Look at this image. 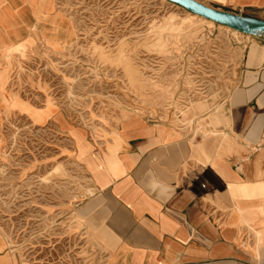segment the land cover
Returning <instances> with one entry per match:
<instances>
[{"label":"rangeland","instance_id":"rangeland-1","mask_svg":"<svg viewBox=\"0 0 264 264\" xmlns=\"http://www.w3.org/2000/svg\"><path fill=\"white\" fill-rule=\"evenodd\" d=\"M44 3L61 32L73 21L76 40L64 47L44 36L58 52L39 38L26 53L3 48L0 232L17 264H105L106 239L78 213L91 181L69 134L47 117L57 106L98 143L135 115L224 146L223 122L210 119L224 114L260 39L169 0H57L61 11Z\"/></svg>","mask_w":264,"mask_h":264},{"label":"crops","instance_id":"crops-1","mask_svg":"<svg viewBox=\"0 0 264 264\" xmlns=\"http://www.w3.org/2000/svg\"><path fill=\"white\" fill-rule=\"evenodd\" d=\"M201 1L264 19V0ZM72 27L71 34L61 32L44 0H0V63L4 46L18 55L38 38L58 52L44 36L55 35V43L66 47L76 40L73 21ZM259 39L246 49L224 114L210 119L213 125L223 122L224 146L201 144L135 115L98 143L85 128L67 122L57 106L47 117L44 124L53 122L69 134L91 181L92 193L78 213L106 239L105 264H264V38ZM0 264H17L1 232Z\"/></svg>","mask_w":264,"mask_h":264},{"label":"water","instance_id":"water-1","mask_svg":"<svg viewBox=\"0 0 264 264\" xmlns=\"http://www.w3.org/2000/svg\"><path fill=\"white\" fill-rule=\"evenodd\" d=\"M186 10L244 34L264 38V19L208 5L201 0H169Z\"/></svg>","mask_w":264,"mask_h":264},{"label":"bare ground","instance_id":"bare-ground-1","mask_svg":"<svg viewBox=\"0 0 264 264\" xmlns=\"http://www.w3.org/2000/svg\"><path fill=\"white\" fill-rule=\"evenodd\" d=\"M192 13V12H191ZM194 14V13H193ZM197 15V14H196ZM198 16H200V15H198ZM200 17H202V16H200ZM202 18H204V17H202ZM204 19H206V18H204ZM206 20H209V19H206ZM209 21H211V22H214V21H212V20H209ZM223 26H225V25H223ZM226 28H228V29H231L232 31H234L235 33H241V34H244V33H242V32H239V31H237V30H235V29H232V28H230V27H228V26H225ZM248 35V34H247Z\"/></svg>","mask_w":264,"mask_h":264}]
</instances>
